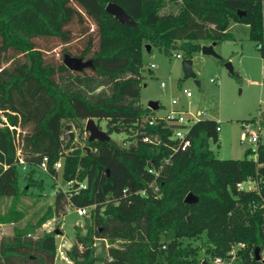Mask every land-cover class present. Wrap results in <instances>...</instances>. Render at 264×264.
Wrapping results in <instances>:
<instances>
[{
	"label": "trees",
	"instance_id": "trees-1",
	"mask_svg": "<svg viewBox=\"0 0 264 264\" xmlns=\"http://www.w3.org/2000/svg\"><path fill=\"white\" fill-rule=\"evenodd\" d=\"M109 3L135 27L107 14ZM169 5L177 12L162 14ZM231 23L248 27L264 66L262 0H0V199L17 200L30 187L41 190L34 175L47 158L49 176L73 186L55 190L37 226L63 217L68 207L89 208L86 233L75 227L67 251L72 264H202L198 248L183 244L185 239H201L206 264L208 256L230 259L238 244L244 245L236 253L242 264H264L254 260V250L264 249V132L256 150L245 154L255 159L219 160L209 147L218 141L217 122L191 125L190 146L182 151L171 139L173 126L139 104L143 46L166 54L177 48L191 60L199 42L232 40ZM42 41L58 42L62 59L90 60L92 67L69 71L62 59L47 57L52 48ZM90 119L105 120L106 134H124L128 146L111 139L89 142L83 126ZM67 125L78 129L83 147ZM18 147L32 169L21 190ZM249 182L255 189L238 188ZM80 184L85 189L74 194ZM141 191L144 196L136 194ZM188 194L197 203L186 204ZM23 217L11 207L0 214V226ZM34 228H15L0 238V264H54L55 232L32 239ZM168 231L174 239L162 243ZM97 240L108 243L103 258L95 255Z\"/></svg>",
	"mask_w": 264,
	"mask_h": 264
},
{
	"label": "rangeland",
	"instance_id": "rangeland-1",
	"mask_svg": "<svg viewBox=\"0 0 264 264\" xmlns=\"http://www.w3.org/2000/svg\"><path fill=\"white\" fill-rule=\"evenodd\" d=\"M180 2V0H178ZM177 6L169 5L162 14L176 13ZM93 29V27L91 28ZM228 32L233 36L232 40L216 44L213 48L217 57L204 55L201 51L192 55V70L195 78L184 79L182 62L186 59V54L175 48L169 54L164 53L154 46H150L148 52L143 46L142 50V83L140 88L139 104L142 109H148L149 102L158 103V110L151 111L149 115L155 119L164 118L169 111L185 113L195 116L201 113L200 119L214 120L219 124L218 141H210V150L219 160H242L255 159V155L246 156L247 151L256 150V140H245L242 135L246 133L245 125L252 124L254 120L264 118V66L255 43L248 39V27L243 24L231 23ZM46 43L51 51L47 52L48 58L55 61L62 59V46L56 41H42ZM76 44V41H74ZM200 46H210L211 43L199 42ZM180 55L181 59L175 56ZM230 64L237 79L226 65ZM154 65V69L150 68ZM199 83V85L196 84ZM161 83L164 86H161ZM184 91L191 93V98H186ZM173 100H177V105H171ZM189 118V117H188ZM96 126L106 133L105 120L96 121ZM85 126V122H84ZM83 126V128H84ZM253 130V127H252ZM67 131V130H66ZM73 135L76 141L83 147V140L79 141V131L76 127H70L67 131ZM264 129L260 128L261 136ZM21 136L24 132H21ZM83 137H85L83 135ZM110 139L118 146L127 147V137L124 134H112ZM20 145V138L18 139ZM32 169L22 165H17L18 186L23 189L26 186L25 176ZM34 180L42 183V189L36 187L28 188L27 193L20 195L17 200L10 198L0 199V214H4L11 207L21 212L24 217L15 224H4L0 226V238L13 235L15 228L25 229L35 227L31 234L32 239H38L44 234L56 232V246L62 244L63 250L69 249L75 242V227L81 234L86 233L87 226L90 225L89 211L85 217H79L75 209L68 207L63 217L48 219L40 226L39 221L46 214L48 207L53 205V193L57 189L56 184H60L64 190L67 189L61 177L55 181L49 174L35 170ZM244 189L253 190L255 184L252 182L244 185ZM204 237V236H203ZM202 237V238H203ZM174 239L173 231H168L162 235V243H169ZM201 239L183 240V244H190L193 248H198L197 258L204 262V250L201 249ZM108 243L97 240L95 242V255L100 258L105 257ZM200 248V249H199ZM237 253L238 247L234 249ZM208 264H213V258L206 257ZM229 264H242L236 256L234 259H225ZM54 264H66L55 257ZM103 264V263H97Z\"/></svg>",
	"mask_w": 264,
	"mask_h": 264
},
{
	"label": "built area",
	"instance_id": "built-area-1",
	"mask_svg": "<svg viewBox=\"0 0 264 264\" xmlns=\"http://www.w3.org/2000/svg\"><path fill=\"white\" fill-rule=\"evenodd\" d=\"M262 1H264V0H262ZM175 58L181 59V56L176 55ZM150 68L154 69L155 67H154V65H150ZM161 86H164V84L161 83ZM183 94L185 95L186 98L192 97L191 93L188 91H184ZM177 103H178L177 100H173L171 102V105L175 106V105H177ZM201 115H202V112L197 113L195 116L188 114V117H189L188 118L185 116V113H180V112L178 113V112L169 111L168 114L164 118L160 119L167 126H169V125L173 126L171 139L177 142V149L184 151L190 146V140L188 139L189 128L196 121L200 120ZM148 124L149 125L155 124V119L154 118L149 119ZM252 127H253V130H252ZM260 128H261V119L260 118L257 120H254L252 124L245 125L244 129L246 130V133L242 135V139L245 140L246 138L249 137L250 140H252V139L257 140L258 137L260 136V134H259ZM9 129H11V128H9ZM216 131L219 132L220 128L218 127L216 129ZM144 141L147 142L148 139H144ZM16 144L19 145L17 137H16ZM16 155L18 158L17 165H22L23 170H25L26 165L23 163V161L20 157V148L19 147L17 148ZM37 169L41 172L49 174V167H48L47 158H44L42 160V162L37 166ZM53 169L55 171H58L59 169H61V161L60 160L57 161L56 163H54ZM65 186L68 189L69 187L73 186V183L72 182L65 183ZM150 186H152V184ZM56 187H57V189H60L62 192H65L67 190V189L64 190L60 184H56ZM238 188L243 189L244 185H238ZM79 189H85V185L84 184L78 185L77 188L74 189V194H77ZM54 193H55V191H54ZM136 194L144 196L145 191L137 192ZM72 208L75 209V212L79 217H85L89 211V208H75V207H72ZM64 244H65V241H62V244H59L58 246H56L55 257L58 256L59 259L62 260L63 262H65L66 264H72L71 260L67 256V251L71 247L64 251L62 249ZM235 247H238V249H243L244 245L238 244L232 248V250L229 253V255L231 256L230 260H232L236 257V251L234 250ZM163 248H165V247H163ZM259 255H260L261 261H264V249L262 251H260ZM109 261H111V260H109ZM213 264H229V263H227L226 260H224L222 258H214Z\"/></svg>",
	"mask_w": 264,
	"mask_h": 264
},
{
	"label": "water",
	"instance_id": "water-1",
	"mask_svg": "<svg viewBox=\"0 0 264 264\" xmlns=\"http://www.w3.org/2000/svg\"><path fill=\"white\" fill-rule=\"evenodd\" d=\"M105 12L109 15H111L112 17H114V19H116L120 24L123 25H127L130 27H135L134 22L130 19V17L123 11V9H121L119 6L109 3L107 4V6L105 7ZM244 13L243 12H238V16H243ZM215 43H212L210 46H203L201 47V53L204 55H211L214 57H217L216 54L214 53V48ZM145 49L149 52L150 51V46L146 45ZM62 63L63 65L71 72H80L85 68H90L92 67V61H82L81 59L78 58H73L70 57L69 55H64L63 59H62ZM226 68L228 69V71L232 72V67L230 64L226 65ZM182 71L184 74V79H189V78H195V74L192 70V62L191 60H184L182 62ZM197 85H199L198 82H196ZM149 110L151 111H156L158 110V103L156 102H149L148 103V107ZM70 125L66 126V130L68 131L70 129ZM84 130L85 132L88 134V141L92 142V141H109L110 137L105 133L102 132L101 130H99V128L96 126L94 120L90 119L87 120L85 122V126H84ZM70 137L73 138V135L70 134ZM198 199L197 197H195L192 194H188L185 199L184 202L186 204L192 205L197 203ZM59 232L56 231L55 235H57ZM260 251L258 248H256L254 250V260L255 261H261L260 259V255H259ZM264 262V261H262ZM202 264H206V262L204 261Z\"/></svg>",
	"mask_w": 264,
	"mask_h": 264
},
{
	"label": "crops",
	"instance_id": "crops-1",
	"mask_svg": "<svg viewBox=\"0 0 264 264\" xmlns=\"http://www.w3.org/2000/svg\"><path fill=\"white\" fill-rule=\"evenodd\" d=\"M203 120H205V119H203ZM220 128V127H219Z\"/></svg>",
	"mask_w": 264,
	"mask_h": 264
}]
</instances>
